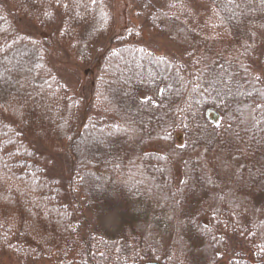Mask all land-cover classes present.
<instances>
[{"label":"trees","instance_id":"1","mask_svg":"<svg viewBox=\"0 0 264 264\" xmlns=\"http://www.w3.org/2000/svg\"><path fill=\"white\" fill-rule=\"evenodd\" d=\"M130 1L0 0V259L264 264V0Z\"/></svg>","mask_w":264,"mask_h":264},{"label":"rangeland","instance_id":"2","mask_svg":"<svg viewBox=\"0 0 264 264\" xmlns=\"http://www.w3.org/2000/svg\"><path fill=\"white\" fill-rule=\"evenodd\" d=\"M113 3L116 4V8H115V11H114V17H115V22H114V37L116 38H119L120 36H122V30L126 27L127 24H126V20H129V22H131V24H133V26L135 28H138L139 25H140V21L136 19V17L133 15V13L130 11L132 10L130 7V3L131 1L130 0H113ZM142 22V21H141ZM126 24V25H125ZM24 30L25 29H31V27L24 22V24L22 23V27ZM143 42L148 44L150 46V42L152 41V38L154 39V42L155 43H152L153 48H157L158 49V52L161 54V55H165L167 53H169L170 51H173L175 53H177V49L174 47H172V45H169L165 40L163 39H158V38H155V37H148V35L146 34V31L143 32ZM156 52V53H158ZM158 53V54H159ZM212 111V110H210ZM213 112V111H212ZM205 116V115H204ZM206 118V116H205ZM207 119V118H206ZM209 120V119H207ZM178 144L181 145V142H180V137H178ZM62 153L65 154L66 150L63 148ZM61 152H58V153H50L48 152L49 156H50V159L51 160V163L54 164V166L56 167V169H58L59 167V163H62L63 161V158H62V155L60 154ZM111 215L107 218H105V223L106 224V227L110 230V231H116L119 223H117V213L116 212H109ZM169 237V236H168ZM0 264H18L16 262V260H11V259H0ZM46 264H53V263H46ZM221 264H227L226 263V260L222 261Z\"/></svg>","mask_w":264,"mask_h":264},{"label":"water","instance_id":"3","mask_svg":"<svg viewBox=\"0 0 264 264\" xmlns=\"http://www.w3.org/2000/svg\"><path fill=\"white\" fill-rule=\"evenodd\" d=\"M204 115L206 116L207 119H209L213 123L218 122V117L216 115H214V113L212 111L207 110ZM144 264H158V263L145 262Z\"/></svg>","mask_w":264,"mask_h":264},{"label":"snow or ice","instance_id":"4","mask_svg":"<svg viewBox=\"0 0 264 264\" xmlns=\"http://www.w3.org/2000/svg\"><path fill=\"white\" fill-rule=\"evenodd\" d=\"M183 147V146H182ZM224 167L230 168L231 166L229 164H225ZM230 177H238V169L232 170L230 172ZM239 179H242V177H238ZM211 182V181H210Z\"/></svg>","mask_w":264,"mask_h":264},{"label":"flooded vegetation","instance_id":"5","mask_svg":"<svg viewBox=\"0 0 264 264\" xmlns=\"http://www.w3.org/2000/svg\"><path fill=\"white\" fill-rule=\"evenodd\" d=\"M145 262L141 263V264H144ZM152 263H157V262H152ZM73 264H78V263H73ZM140 264V263H139ZM159 264V263H158Z\"/></svg>","mask_w":264,"mask_h":264}]
</instances>
